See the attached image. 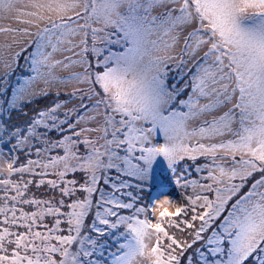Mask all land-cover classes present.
Wrapping results in <instances>:
<instances>
[{
	"label": "snow or ice",
	"instance_id": "6c2138e0",
	"mask_svg": "<svg viewBox=\"0 0 264 264\" xmlns=\"http://www.w3.org/2000/svg\"><path fill=\"white\" fill-rule=\"evenodd\" d=\"M0 264H264V0H0Z\"/></svg>",
	"mask_w": 264,
	"mask_h": 264
},
{
	"label": "trees",
	"instance_id": "16d2710c",
	"mask_svg": "<svg viewBox=\"0 0 264 264\" xmlns=\"http://www.w3.org/2000/svg\"><path fill=\"white\" fill-rule=\"evenodd\" d=\"M43 103L45 102H39L35 105H29L25 111L28 113V116L30 117L32 114H34V112L39 108L43 106ZM28 119V117H25L23 114H19V113H13V124H17V125H23L26 120Z\"/></svg>",
	"mask_w": 264,
	"mask_h": 264
}]
</instances>
